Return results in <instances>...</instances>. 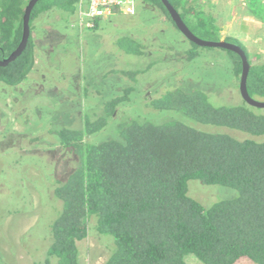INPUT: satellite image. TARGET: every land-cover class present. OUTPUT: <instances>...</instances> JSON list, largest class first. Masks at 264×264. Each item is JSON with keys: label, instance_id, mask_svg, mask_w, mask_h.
<instances>
[{"label": "trees", "instance_id": "obj_1", "mask_svg": "<svg viewBox=\"0 0 264 264\" xmlns=\"http://www.w3.org/2000/svg\"><path fill=\"white\" fill-rule=\"evenodd\" d=\"M28 1L0 0V60L7 58L21 41ZM138 1L146 9L161 13L176 28L160 0H134ZM169 2L194 35L221 40V30L211 14L194 7L191 0ZM86 3L87 0H39L31 13L28 44L13 62L0 67V84L16 88L32 71L34 20L52 12L73 19L79 4ZM250 13L264 22L261 3ZM97 24L95 19L90 30H96ZM146 41L145 37L139 40L129 34L114 42L123 55L154 57L150 52L169 51L162 44L149 51L147 44L151 41ZM235 44L245 51L250 66L249 96L264 100V62L252 64L246 49L239 42ZM228 52L233 58L234 73L240 78L241 59ZM196 55L198 52L192 51L189 58ZM141 72L121 71L120 75L136 77ZM129 91L124 90L123 96L117 95L109 102L107 116L111 117ZM145 102L155 110L175 111L181 116H172L171 121L161 124L134 120L118 131V137L100 143H90L88 137L105 127V116L85 118L79 112L83 126L48 131L55 135L54 144L65 151L64 155L72 156L74 165L65 177L56 175L53 180L47 255L38 262L33 258V264H79L77 242L87 237L90 221L97 234L114 240L104 264H187L188 255L202 264H235L241 258L264 264V109L250 106L243 99L234 106H214L198 89L169 90ZM19 137L16 145L4 149L24 154L39 143L27 134ZM5 139L7 142V136L0 141ZM55 152L54 162L60 158ZM192 180L230 188L236 195L206 207L188 195Z\"/></svg>", "mask_w": 264, "mask_h": 264}, {"label": "rangeland", "instance_id": "obj_2", "mask_svg": "<svg viewBox=\"0 0 264 264\" xmlns=\"http://www.w3.org/2000/svg\"><path fill=\"white\" fill-rule=\"evenodd\" d=\"M191 2L216 18L218 27L231 43L239 41L233 39L238 35L232 37L225 32L228 24H238L242 19L251 24L248 39L243 38L239 43L246 49L252 64L264 62V22L254 25L252 19H257L250 13L259 0H249L246 9L236 0ZM81 7L83 9L84 4ZM45 15L41 14L32 22L33 41L35 25L42 22L45 25ZM50 15L47 24H53V32L61 37L56 35L55 44H51L46 53L44 88H36L32 78V87L26 86L24 90L20 91L19 87L0 89V138L7 136L8 139L0 141V264H33V258L38 262L47 255L46 237L50 241L49 223L53 214L52 183L56 175L66 176L74 165L72 156L64 155L65 151L54 144L55 135L49 130L83 126L79 112L85 118L105 116V127L88 137L90 143H100L118 137V131L134 120L154 124L171 121L172 116L181 114L155 110L145 99H154L174 89L201 90L214 106L242 103L240 78L234 73L230 53L220 48L195 47L165 16L146 9L141 1L134 2L133 14H116L119 15L117 20L103 21L97 31L77 27L79 6L73 19L64 18L59 12ZM54 20L57 23L54 24ZM116 22L118 24L114 25ZM44 29L40 30L42 36ZM129 34L151 41L147 44L149 51L160 44L167 45V56L159 49L150 52L154 57L121 54L114 41ZM46 37L51 38V35L47 33ZM143 44L146 45L145 41ZM192 51L199 55L190 59ZM170 52L173 55L170 56ZM121 71L143 72L130 77L120 75ZM127 89L131 91L125 94L126 99L115 107L111 117L107 116L109 102L117 95L123 96ZM18 110L25 112L20 114ZM21 116H25L24 128L11 122L21 121ZM19 134L36 137L39 143L24 154L4 149L16 145ZM54 150L60 157L56 162L52 159L56 157ZM188 195L208 207L218 200L234 197L236 192L192 180L188 183ZM93 227L94 222L90 221L87 237L77 242L79 264H104L113 247V238L97 234ZM185 261L202 264L193 255L186 256ZM235 264L255 263L241 258Z\"/></svg>", "mask_w": 264, "mask_h": 264}, {"label": "water", "instance_id": "obj_3", "mask_svg": "<svg viewBox=\"0 0 264 264\" xmlns=\"http://www.w3.org/2000/svg\"><path fill=\"white\" fill-rule=\"evenodd\" d=\"M39 0H29L27 3V6L24 11L23 15V29H22V37L19 45L17 48L11 52V54L5 58L4 60H0V67H5L9 63L13 62L17 57L21 55V53L24 51L26 48L29 37H30V17L33 8L37 4ZM164 7L166 8L168 14L170 15L173 23L175 24L177 30L190 42L194 43L195 45L199 47H205V48H220L224 50L231 51L235 54H237L242 63V71L240 75V83H239V91L242 99L250 106L259 108V109H264V100H258L251 98L248 94L247 91V77L249 73V63L248 59L246 56L245 51L241 48V46L231 43L225 40H220V41H212V40H204L196 35H194L190 29L186 26V24L183 22L181 19L179 13L177 10L173 7V5L169 2V0H160Z\"/></svg>", "mask_w": 264, "mask_h": 264}, {"label": "crops", "instance_id": "obj_4", "mask_svg": "<svg viewBox=\"0 0 264 264\" xmlns=\"http://www.w3.org/2000/svg\"><path fill=\"white\" fill-rule=\"evenodd\" d=\"M49 16H51V15L48 14V16L45 20L46 21L45 25L43 24L44 22L38 23L37 25H35V28H34L35 29L34 67H33L32 71L30 72V74L28 75L27 80L23 84L17 86V87H19L20 91L26 89L27 87H32L31 86V83L33 81L32 78L35 79L34 85L36 88L37 87L38 88L39 87L44 88V85L42 83H45L47 81V78H46V74H47L46 60L48 57L45 58V56H48V55H46V53L48 54V50L51 48L50 45L53 43L55 44L54 41H56V35H57L55 32H53V30H55L54 25L53 24H47V20L50 18ZM116 17H118V16L112 15V16L107 17V18L98 19V24H97L96 30H88V31H97V30H99L100 23H102L103 21H115V20H117ZM252 18H255V17H252ZM242 20L243 21L238 23V24L237 23L236 24H234V23L228 24L229 28L227 29V31H225V32H228L229 34H231L230 36H232V37L234 35H238V36H234L233 39H235L236 41L238 40L239 42L243 38L248 39V35L250 34V32L252 30L251 24H246L244 22V19H242ZM257 20L255 21L252 19V21H254L253 22L254 25H257L258 22H261L260 20L259 21H257ZM56 21L57 20H54L53 23L54 24L57 23ZM117 24H118V22L114 23V25H117ZM76 26H77V23H76ZM41 28H45L43 36L41 35V31H40ZM47 33L49 35H51V38L46 37ZM57 36L59 38L61 37V35H57ZM220 38H221V40L226 39L224 37L222 30L220 31ZM0 89H5V91H6V88H3V86H1ZM1 106H4V105H1ZM23 112H25V111L18 110V113H20V114ZM5 117H7V116L5 115ZM21 117H23L21 121L14 119V120H11V122L18 123L19 125L23 126V128H24L26 126L25 116H21Z\"/></svg>", "mask_w": 264, "mask_h": 264}, {"label": "built area", "instance_id": "obj_5", "mask_svg": "<svg viewBox=\"0 0 264 264\" xmlns=\"http://www.w3.org/2000/svg\"><path fill=\"white\" fill-rule=\"evenodd\" d=\"M244 9L249 0H236ZM264 7V0H259ZM79 4L78 27L90 30L94 27V20L107 18L116 13L130 15L134 13V0H87L82 9Z\"/></svg>", "mask_w": 264, "mask_h": 264}]
</instances>
